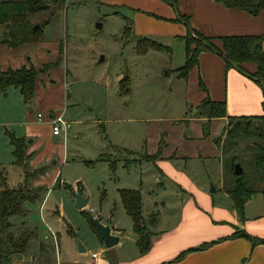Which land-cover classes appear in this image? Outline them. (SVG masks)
<instances>
[{"label":"crops","instance_id":"1","mask_svg":"<svg viewBox=\"0 0 264 264\" xmlns=\"http://www.w3.org/2000/svg\"><path fill=\"white\" fill-rule=\"evenodd\" d=\"M100 2L115 9L134 10V16L131 18L133 26L131 34L134 33L135 40L137 38L182 40L189 28H193L203 36L212 38L216 46L222 49L223 42L219 39L222 36H264V13L254 15L244 10L227 7L218 0H100ZM183 17L188 19L189 28L182 19ZM31 45H36L37 48L26 51L25 48ZM44 45L43 41L26 43L13 48L0 42V69L5 71L10 68L19 69L31 66L37 70L49 68L51 63L48 59H45L43 64L35 63V57L43 55ZM262 47L264 50V37ZM28 52L33 54L29 58L27 57ZM182 67L177 68L176 71L179 77L185 80L186 100L192 102L193 112H197L196 115L199 116L194 118L193 115L191 123L188 117L182 119L186 125L181 129L187 130L184 136L191 140L179 137L176 132L178 128L172 121L166 128H161V126L147 128L145 145L143 144V133L138 130L131 132V138L136 146L126 145L130 149L127 148L125 153L131 157L125 155L120 165L127 170L134 167L140 169L136 174L135 184L129 187L126 185L118 187V196L114 203L107 204L109 205L108 223L103 220V205H101V211H95L94 216L99 218L103 224H110L112 234L120 236V242L114 248H106L103 240L91 226L92 238L90 237L88 242L79 241V246H76L78 235L74 230H69L65 251L62 252L59 246L55 257L46 258L49 259L46 262L41 260L45 254L42 241L35 238L26 252L12 254L6 264H163L168 262V264H264V243L254 244L249 238L233 236L237 231H245L253 237L264 238V216L254 220L250 219L248 215L250 199L246 203L245 216L247 215V218L242 219L225 189L223 178L226 164L222 146L229 119L228 117L209 119L199 114L200 105L204 99L209 97L214 101H225L228 116L262 115L264 114V82L260 84L237 68L228 67L225 58L212 50L201 52L197 65L192 67L187 75L180 74L179 69ZM244 67L253 74L257 70L253 62L245 63ZM66 75L69 76L68 71ZM74 84L73 80L69 82L61 77L60 70L55 79L48 77L46 82L40 79L38 74L35 94L31 100L35 99L46 112V115L42 114L47 123L51 116L61 115L67 123V128H63L59 135L52 133L50 123L43 131L29 128L22 136L30 143L26 165L30 163L37 151H39L40 161L43 158L48 162L52 161L53 155H47L43 149L45 138L48 137L46 149L50 146L49 142L52 144L56 138H62L61 141L66 145L69 132L74 124L80 125L85 122H90L92 125L97 124V133H105V128L101 124L98 125L99 121L93 116H86V112L71 113L70 116L75 118L71 121L65 118L66 113L69 112L67 103L73 99L68 86ZM119 92L123 95L121 81ZM85 118L88 119L85 120ZM206 124L211 130L209 136L204 133ZM169 128L171 133L166 138L164 130H169ZM180 141L185 143L184 147L180 146ZM59 146L63 147L61 143ZM143 150L145 151L142 152ZM213 159H220L217 167L213 164L208 166ZM66 161V156H64L62 162ZM46 170V168H40L31 173L43 171L41 173L43 176ZM208 170L213 171L212 173L217 171V174L211 175ZM213 177L217 178L219 183V187L215 186L216 191L209 189ZM51 179L53 182L56 181L55 186L64 185L74 193L81 191L84 194V186L80 181H77L74 186L66 180L63 181L59 170L56 171L55 176H51ZM45 182L44 179H37L33 187L43 186L45 191L49 192ZM121 189H135L141 192L142 214L153 233L152 248L146 254L142 255L139 251L133 220L122 201ZM157 189L161 190V195L157 193ZM213 192L224 193L232 203L224 205L212 196ZM84 196L86 199V195ZM226 198L224 197L223 200ZM86 200L87 205L80 209L81 212L89 208L88 199ZM44 206L45 199L40 208ZM167 208L174 211L171 225H168V222L165 223L169 218L163 214ZM64 210V204L62 208L54 210L63 223ZM154 216L155 221L153 222ZM48 229L57 247L60 244V235L49 225ZM224 238L226 239L204 250L187 253L183 258L178 259L181 253L188 248ZM79 247L82 249L80 250ZM94 253L99 254L97 258L93 257Z\"/></svg>","mask_w":264,"mask_h":264},{"label":"rangeland","instance_id":"2","mask_svg":"<svg viewBox=\"0 0 264 264\" xmlns=\"http://www.w3.org/2000/svg\"><path fill=\"white\" fill-rule=\"evenodd\" d=\"M133 11L128 8L115 9L100 0H65L62 10L54 14L50 10L30 17L31 24H40V27L43 25L45 37L43 55L36 56L35 63L43 64L45 59L51 63L49 68L39 70L40 79L45 82L48 77L55 79L60 70L61 77L69 82L72 80L75 82L74 85L68 86L73 99L67 103L69 112L65 118L71 121L75 119L70 116L71 113L86 112V116H93L99 121L98 125L101 124L105 128V133H97V124L92 125L90 122L74 124L66 145L61 141L62 138H56L52 144L49 142L50 146L46 149L48 137L45 138L43 149L47 155H53L52 161L48 162L44 158L40 161L37 151L28 165L26 160L30 143L26 139V156L23 161L25 165L20 166L16 163L11 134L22 137L29 128L43 131L49 123L46 120L38 121L37 114L41 111L46 115V112L35 99L26 101L20 89L15 86H10L6 90L0 87V170L7 176V183L11 188L23 185L33 187L37 179H44L49 189L40 200L25 204L27 216L11 217L12 222H19L17 230L24 228L25 225L20 223L24 220L35 228L36 238L42 241L45 251L41 257L42 262L55 257L59 246L62 252L65 251L69 230H74L78 235L76 246H79V241L88 242L93 236L91 223L76 205L75 193L64 185L55 186L56 181L53 182L51 179L57 170L62 174L63 181L66 180L73 186L77 181L83 184L82 195L84 198L86 195L89 202V208L85 211L94 216L95 211H101L103 205V220L107 222L109 214L107 204L114 203L118 196V187L134 185L136 174L140 171L135 167L130 170L123 169L120 165L125 155L131 157L125 153L127 148L130 149L126 145L136 146L131 138V132L138 130L143 133L145 145L147 128L157 126L166 128L172 121L178 128L176 132L179 137L191 140L184 136L187 130L181 129L186 125L182 119L188 117L191 123L193 115L194 118L199 116L196 115L197 112H193L192 102L186 100L185 80L181 79L176 71L187 61L185 40L157 39L149 36L169 46L170 51L150 49L146 53L139 52L134 33H125V27L128 25L126 18H133ZM6 29V24L0 25V41L4 38ZM35 48L36 45H31L25 49L31 51ZM31 55H33L31 52L27 53L28 58ZM67 71L69 76L66 75ZM124 78L130 79L131 92L122 95L119 92V85ZM164 131V137L167 138L171 130L169 128ZM204 133L209 136L210 127L206 129L204 126ZM224 139L223 146L226 144V138ZM259 141L246 139L238 146L246 179L261 190L255 197L249 199L248 215L251 220L264 216V181L250 164L257 153L255 142ZM60 143L62 148L59 146ZM184 145L185 143L180 141V146ZM233 153L234 150L224 158L225 189L234 183L231 170ZM64 156L67 160L65 163L62 162ZM109 161H116L115 172L112 171ZM218 161L220 159H213L208 166L213 164L217 167ZM40 168L47 169L43 176L41 174L43 171L31 173ZM212 172L208 173L217 174V171ZM212 181L215 184L210 182L209 189L219 187L217 178L213 177ZM157 193L161 195V190L157 189ZM212 196L224 205L232 203L224 193L213 192ZM224 197L227 202L223 200ZM44 199L45 206L40 208ZM63 204L64 223L59 220L58 214L54 213V210L62 208ZM163 214L169 217L165 223L171 225L174 211L167 208ZM245 217L247 218V215ZM47 224L60 235V244L57 247Z\"/></svg>","mask_w":264,"mask_h":264},{"label":"trees","instance_id":"3","mask_svg":"<svg viewBox=\"0 0 264 264\" xmlns=\"http://www.w3.org/2000/svg\"><path fill=\"white\" fill-rule=\"evenodd\" d=\"M218 1L227 7L244 10L254 15L264 13V0ZM63 4H65V0H0V25L6 24L7 27L5 36L0 42L16 48L26 43L45 41L43 25L39 29H34L35 25L31 24L30 17L33 14L48 12L50 10L54 14L62 10ZM126 19L128 25L125 27V33L129 34L132 31V19ZM182 19L189 28L188 19L184 17ZM263 37V35L222 36L219 39L223 42V48L219 49L212 38L203 36L193 28H189L187 35L183 38L186 42L187 61L179 69L180 74L182 76L187 75L189 70L197 65L200 53L212 50L225 58L228 67L237 68L261 84L264 82ZM137 48L141 53H146L150 49L170 51L169 46L149 38H137ZM247 62L256 64L257 70L254 74L245 69L244 64ZM39 72L34 66L19 69L10 68L5 71L0 69V87L6 90L10 86H15L20 89L25 100L29 101L34 97L36 79ZM129 85V78L121 80V92L123 94L130 92ZM199 114L205 115L209 119L221 117H228L229 119L225 130L226 144L222 147L225 155L231 154L234 150L231 164L234 183L226 187V191L230 195L238 215L244 219L246 203L261 190L249 183L246 179L245 171L241 175H235V163L237 161L241 163L238 146L241 141L246 139L260 140L259 142H255L257 153L251 159L252 162L250 164L254 167L256 174L264 181V114L258 116H228L225 101H214L209 97L204 99L200 105ZM205 128H209L208 124L205 125ZM26 142L24 137L18 138L11 134V143L14 146L16 163L20 166L25 165L23 161L26 156ZM110 165L112 171H115L116 161H110ZM26 176H29L28 173ZM45 190L43 186L30 187L29 185L10 188L7 183V176L3 174V170H0V264H6L9 257L14 253L26 252L31 242L37 237L35 228L31 224H28L26 220L20 222L22 225H25L24 228L17 230L16 227H19V222H12L11 217L15 215L27 216L28 210L25 204L40 200ZM120 195L128 214L133 220L139 251L142 255L146 254L152 248L153 233L142 214L141 192L135 189H121ZM83 213L86 214L91 226L101 238L97 228L91 221L90 214L86 211H83ZM153 218L152 221L154 222L155 216ZM233 236L249 238L254 244L264 243V238L253 237L245 231H237ZM16 237H18L17 240ZM225 239L205 242L198 247L188 248L181 253L178 259L183 258L187 253L204 250ZM42 248L44 249L43 244Z\"/></svg>","mask_w":264,"mask_h":264},{"label":"water","instance_id":"4","mask_svg":"<svg viewBox=\"0 0 264 264\" xmlns=\"http://www.w3.org/2000/svg\"><path fill=\"white\" fill-rule=\"evenodd\" d=\"M99 26H101V24H99ZM39 28H40V24H36L34 26V29H39ZM234 173L235 175H241L244 173V168L242 167L239 161L235 163ZM213 191H216L215 187H213ZM75 197H76V205L78 208L82 209L87 205V200L83 197L81 191L75 193ZM90 218L92 223L97 228L106 248H112L120 242V236H116L112 234V228L110 224H103L99 218L93 215H90ZM79 249L81 250L82 247H79Z\"/></svg>","mask_w":264,"mask_h":264},{"label":"built area","instance_id":"5","mask_svg":"<svg viewBox=\"0 0 264 264\" xmlns=\"http://www.w3.org/2000/svg\"><path fill=\"white\" fill-rule=\"evenodd\" d=\"M37 119L38 121H44L45 120V116L39 112L37 114ZM50 125L52 126V133L54 135H59L62 133L63 128H67V123L64 121L63 117L61 115H56V116H51V118H48ZM98 253H94L93 257L97 258L98 257Z\"/></svg>","mask_w":264,"mask_h":264}]
</instances>
